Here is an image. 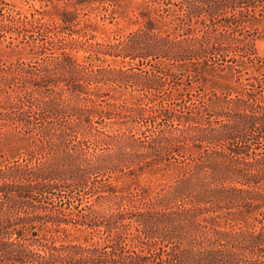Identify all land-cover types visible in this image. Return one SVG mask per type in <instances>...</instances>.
I'll list each match as a JSON object with an SVG mask.
<instances>
[{
  "label": "trees",
  "instance_id": "1",
  "mask_svg": "<svg viewBox=\"0 0 264 264\" xmlns=\"http://www.w3.org/2000/svg\"><path fill=\"white\" fill-rule=\"evenodd\" d=\"M11 1L0 264H264V0H126L136 27L107 43L77 7L120 0Z\"/></svg>",
  "mask_w": 264,
  "mask_h": 264
},
{
  "label": "rangeland",
  "instance_id": "2",
  "mask_svg": "<svg viewBox=\"0 0 264 264\" xmlns=\"http://www.w3.org/2000/svg\"><path fill=\"white\" fill-rule=\"evenodd\" d=\"M11 3H13L16 8L19 9L21 7L24 9V11L28 12L32 11L33 6L37 7L39 11L46 13L48 16H56L59 12V9H68L70 7V0H51L45 1L43 3L34 0H12ZM86 3L87 5L83 4L82 6L79 5V7H77L79 8V10L75 15L77 17L76 19L79 20L76 23L79 22L80 25V27L78 26V28L76 27V29L83 28L86 25H92L93 27H88L85 32H83L84 30H82L83 34H85L83 40L88 39V37L91 40L93 37L94 39H96V41H103L107 43L113 41L115 37H117L116 35L118 34V32L125 33L131 31V29H134L136 27V25L130 23L131 21L130 19H128L127 13L129 12L128 10H126V7L129 4L126 0H120L118 6H109V10L106 9V6H108L107 4L98 5V3L95 4L93 2ZM131 8L132 7H130V10ZM112 9L115 10V13H109V11ZM73 37L76 39L80 38V36L76 34H74ZM260 48L262 53H264V41L260 43ZM75 53L80 59H83L87 55V52L84 50L75 51ZM105 58L108 60L107 63L112 64V66L114 67H121L122 65H125L126 68L127 66L123 61L124 59H122L121 57L116 58V62L111 56L107 55L105 56ZM93 88L94 86L92 87V89ZM102 89V91L105 93L109 91L110 96H113V98L116 99L115 101L128 100L131 97V95H129V92L123 87L118 88L117 86L114 87L112 85H109L107 87L106 85H103ZM107 121L109 123V126L106 129H109V127H113L114 130L120 131L127 127V124H125L127 122H125V120L121 118H116L114 120L109 119Z\"/></svg>",
  "mask_w": 264,
  "mask_h": 264
}]
</instances>
